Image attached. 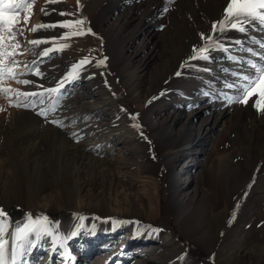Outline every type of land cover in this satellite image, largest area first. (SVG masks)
<instances>
[{"label":"bare ground","instance_id":"bare-ground-1","mask_svg":"<svg viewBox=\"0 0 264 264\" xmlns=\"http://www.w3.org/2000/svg\"><path fill=\"white\" fill-rule=\"evenodd\" d=\"M6 1L9 5L22 4L24 9L30 0ZM108 1L113 3V11L124 4L125 8L120 9L123 11L115 24L108 23L113 17L112 11L97 28H89L98 34L91 35L86 40L92 52L99 55L98 74L85 77L76 73L59 85L57 81L60 77L57 74L62 73L63 69L59 68L56 72L47 71L43 74L39 87L29 90L27 86L26 92L20 96L18 103L23 107V111H13L9 120H0V148H8V154L13 151L4 157L5 153L0 150V158H6L0 159V174L4 175L1 191L7 188L15 189L19 166L10 159L11 155H14L25 163L24 168L30 172L37 171V184L29 189L34 192L28 196L31 197L30 207L36 206V211L46 217V220L40 223L45 228H52L62 238H65L68 221L83 218L84 213L100 215L105 220L116 216L128 217L136 210L152 223L156 219L160 220L161 208L163 202H166L179 225H182L184 219L179 210L193 207L190 216L201 210L199 222L192 233H198L201 240L208 242L206 252L212 263L264 264V225L256 226L261 222L264 213L253 210L251 206L246 208L247 211L241 213L243 216L241 215L239 223L234 225L230 235L225 237L223 232L227 225V215L232 211L230 200L223 198L222 188L217 182L208 180L202 168L204 156L208 152L203 143L212 147L215 136L219 135L220 121L227 117L234 118L235 112L240 109L241 99L251 92L250 88L253 89L258 80L264 83V1L255 8L250 3L254 0H179L184 4L186 15L191 14L180 23V34L184 39L195 38L201 32L199 30L203 28L202 22L198 23L200 21L197 19L202 18L197 14L205 5L223 10L227 7L230 9L226 13L223 11V22L219 29L222 33L230 32L232 35L230 34L227 42L221 43L219 51L212 54L214 80L212 79L206 87L171 96L166 92L160 93L159 90L156 92L157 81L153 82L151 76L154 71L160 72L166 60L167 53L165 50L159 51L154 37L159 35V25L165 20L163 9L173 0ZM66 2L60 0L57 9L67 6ZM126 2L129 3L127 7ZM72 3L76 9L78 7L82 11L80 0H72ZM29 8L30 6L27 10ZM245 14H248L250 19L245 21ZM202 21L204 22L203 19ZM128 27L134 30L130 35L129 44L125 47L127 49L122 47L117 55L119 63H123V66H119L115 76L111 69H107V61L102 54L103 48L98 38L102 40L107 34L113 33L115 28H120L122 33H126ZM199 34L201 36L203 33ZM162 37L164 33L161 34V39ZM79 59L81 63H86L85 59H89L86 48ZM38 63L37 57L31 58L25 66L28 73L32 75ZM79 65L80 63L77 64ZM92 78L99 80L102 87L95 86ZM148 78L149 80H146ZM31 79L28 78V84H33ZM262 92L264 94V90ZM121 100L131 110L140 111L138 117L141 118V128L148 131L152 137L150 145H147L146 141H149L141 136V128L129 125L130 121H134V114L124 109V105L120 104ZM160 100L172 102L167 107L153 110L151 106ZM23 116L35 124L43 122L44 131L47 128L49 132L64 134L70 138L71 142H67L69 146L61 147L62 149L57 151V164L47 163L44 156L50 155L51 158V154L41 151L34 139L32 142H29L30 139L22 141L23 136L19 138V142L14 141L13 144L9 142L10 134H3L2 127L15 123ZM112 119L120 124L115 125ZM250 129L251 140H257L256 143L264 148V118H259V124L256 121L250 123ZM132 147L139 150L133 152ZM50 148L48 149L51 150ZM191 158L196 162L195 165L191 164ZM183 177L184 181L181 182ZM1 191L0 207H9L11 212L18 214L19 222L23 221L25 227L35 224L36 219H32L30 214L33 209L20 204L13 205V197ZM253 203L255 204V201ZM87 219H81L86 222L84 230L79 232L76 238H71L72 240L67 241L65 238L59 248L55 247L54 241L46 237L35 245H32L33 241L19 243L17 248L21 252L20 256L12 263L109 264L110 260L120 257L116 264H169L170 252L180 255L188 252L176 235L168 230L142 225L143 229L138 228L135 231L132 226L125 225L119 219L93 229L88 227L90 224ZM110 234L113 236L107 237ZM118 235L120 239H114ZM97 246H100L99 261L92 262L89 258ZM43 251L45 253H41ZM202 252L204 251L196 250L195 254L201 256ZM198 260L199 258L195 257L193 264H200ZM0 261L6 262L5 259ZM7 262L6 264H12Z\"/></svg>","mask_w":264,"mask_h":264},{"label":"rangeland","instance_id":"rangeland-1","mask_svg":"<svg viewBox=\"0 0 264 264\" xmlns=\"http://www.w3.org/2000/svg\"><path fill=\"white\" fill-rule=\"evenodd\" d=\"M64 1H67V6H62L59 8L60 10H58L57 7L60 0H30L27 3L30 8L27 10L29 6L26 4L23 9L22 4L19 6L10 4V6L7 4L6 0H0V120H9L12 117L11 114L13 111H23V107L18 103L20 96L23 95V92H26L25 88L27 86L29 87V90L39 87L40 80H42L43 74L47 71L56 72L59 68L63 69L62 73H56L57 76L60 77L59 81H57L59 85L69 80L76 73H81L85 77L96 76V73L98 74L99 68L97 59L99 58V55L92 52V48L86 40H88L91 35L96 34L90 29L97 28L103 23L104 19L112 14L113 3L108 0H80V4H82L81 11L78 7L76 9L72 0ZM262 1L264 0H254V2L252 1L250 3L251 6L253 5V7L256 8ZM179 2V0H173L165 7L166 9H163L162 12L165 15V20L162 25H159L161 26L157 33L159 35L154 37V42H157L159 51L161 52L165 50L167 53V56H165V61L167 62L164 61V65L162 66L164 69L161 68L162 70L160 69V72L158 70L154 71L156 75L154 76L153 73L151 79L153 82L157 81L156 92L159 90L158 92H166L170 96L175 93L187 94L190 91L206 87V85L213 81L211 67L212 54L219 51L221 49V43L227 42L232 35L230 32L222 33L220 31V24L223 22L222 15L230 9L227 7L223 10L222 8L205 5L202 6V11L200 10L199 14H197L200 19L202 18L204 20L203 22L202 19H197V21H200L198 23L202 22L201 27L203 28L199 30L201 31L199 33L203 34L200 36L198 33L195 38L189 40L184 39L180 34V23H183L186 16L190 13L186 15L184 4L181 2L179 4ZM128 5L129 3L126 2V7ZM123 7L125 8V4L119 6L116 11H113L114 18L112 17L108 23H112L111 25L116 23L123 11L120 9H124ZM31 8L33 10H30ZM193 15H195V13H193ZM244 17H247L245 21L250 19L248 14H245ZM120 21L121 18L119 19V22ZM119 29L120 28H115L113 33L107 34L102 40L97 37L103 48L102 54L107 61L105 63L107 64V69H111L115 76L118 74L116 72H118L119 66H123V63H119L117 55L122 47H127L130 42V35L134 30L133 28L128 27L126 33H122L121 29ZM162 33H164V37L161 39ZM97 35L98 34H96V36ZM220 36L223 37L221 38ZM163 38H165V40ZM215 39L218 40L215 41ZM104 40H106V42H104ZM195 41L198 42L196 43ZM218 43L220 46L217 45ZM85 48L88 50L89 59H85L86 63L84 61V65L79 58L81 53L83 54ZM35 57H37L39 63L35 69L36 71L31 75V73H28L25 66L31 58ZM78 63H80L79 66H77ZM108 65L110 66L108 67ZM149 71H151V68ZM30 77L32 78L31 80L33 81V84L27 83L28 78ZM94 78H92L94 85L98 88L102 87V83ZM149 78L146 80H149ZM107 80L111 82L109 78ZM262 85H264L263 81L258 80L256 86L253 87V89L252 87L250 88L251 92L241 99L240 109L235 112L234 118L227 117L220 121L219 135L215 136L212 147H207L206 143H203V146L205 145L204 149H208L202 162L203 172L208 180L217 182V185L222 188L221 194L223 198L225 197L224 199L230 200L229 203L232 208V211L227 215V225H225V232H223L225 237H228L232 227L239 223L240 218H242L241 215L243 216L244 214L243 211H247L246 208H250L251 206L253 210L264 213V148H262L261 144L256 143L257 140H251L252 130L250 129V123L256 121V123L259 124V118H264V94L262 92L264 87ZM19 93L21 95H19ZM122 101L123 100L120 101V104L122 106L124 105V109L126 108L125 110H129V112L134 114V121H130L129 125L141 128V118L138 117L140 111L136 109L131 110ZM127 102H129L131 106L133 105L129 100H127ZM171 102L172 101L170 100H160L155 102L151 107L153 110H159L167 107ZM24 117L25 116L20 117L17 120L18 122L16 121L13 124H7L2 127L1 131L3 134H7L6 136H9L10 134L9 138L11 139L8 140L11 143L13 142V144L14 141L15 143L19 142V138L23 136L24 138H22V141L30 139L29 142H32L34 139L33 141L38 142L37 146L41 151H47V153L51 154V158L50 155L44 156L47 163L50 165L57 164V162H59V157H57L56 153L62 148L69 146L67 142H71L70 138L64 134L52 131H50V133L47 128H45L44 131L45 125H43V122L40 121V123L35 124L29 118V121H27V117H25V119ZM112 121L115 125L120 124L117 120L112 119ZM29 122L33 123L30 124ZM230 125H233V127L231 128ZM29 126L31 128H29ZM140 130L142 133L141 136L147 139L149 142L145 141L147 145H150L152 138L150 133L142 128ZM19 131L20 133L22 131V133L20 134ZM13 132L15 133V136L13 135ZM34 133L36 134L35 136ZM42 133H44L45 136ZM27 134H29V136ZM40 138L41 141H39ZM3 148L6 150L4 151ZM3 148H0V150L5 153L3 155L4 157L9 156V154L13 152L10 151L8 154L6 151L9 149L5 146ZM132 150L133 152H136L139 149L132 147ZM50 151L53 152V154ZM11 156V161L19 166L17 181L14 183L15 189L4 188V191H1V189L0 191L13 197L12 201L15 202L13 205L20 204V206L23 207L29 206L28 208L30 210L33 209L30 214H32V219H36V221L34 222L35 224L25 227L23 221L19 222L17 217L18 214L11 212L8 209L9 207H0V257L2 256L0 260L5 259L6 262L9 261L7 263L15 262L21 253L17 248L19 243L33 241L34 243H32V245H35L45 237L54 241L55 247L59 248L62 246L61 244L65 241V238L67 241L72 240L77 237L79 232L84 230L86 222L81 219L88 218L87 221H89L90 224L88 227H93V229L97 227L101 228L103 225L110 223V221L119 219L125 225L132 226L135 231L138 230V228L143 229L142 225L143 227L152 225L155 228L168 230L176 235L183 248L188 251L184 255L170 252L169 264H193L195 257L199 258L198 261L200 264H214L212 263L209 254L206 252V250H208V242L206 240H201L198 237V233H192L193 228L198 224L197 222H199L198 218L201 210L196 212L194 216H190L193 207H186L179 210V214L184 217L182 225H179L176 223L172 215V210L168 207L166 202H163L164 206L162 205L161 208L160 220L156 219L155 221H152V223L148 222L146 217L136 210H134L133 214L128 217L116 216L105 220H103L100 215L84 213L85 217L74 218L68 221L67 231L64 234L65 238H62V236L56 234L52 228H48V226L45 228L42 223H40L41 221L46 220V217L43 216L40 211H36V206L30 207L29 200L31 197L28 196L32 195L34 192L29 191V189H32V185L35 186L37 184V171L30 172L26 167L24 168L25 163L20 158L15 157L14 155ZM0 159L2 160L6 158L2 157ZM14 160H16V162ZM192 163L194 165L196 164L191 158V164ZM3 177L4 175L0 174V188L3 182ZM234 179L235 181H233ZM183 181L184 177L181 178V182ZM254 201L255 204L253 203ZM11 202L8 205H10ZM256 204L259 205L255 206ZM242 212L243 214H241ZM263 225L264 216L262 217L261 222L256 226L261 227ZM90 228L89 231L91 230ZM111 234L107 237L113 236ZM114 239L119 240L120 235L117 237L115 236ZM196 250L204 252H202L201 256H196ZM41 253H45V251ZM99 253L100 246H97L96 250L91 253L89 260L92 262L99 261ZM118 259H120V257L110 260L109 264L118 263ZM6 262L0 261L2 264H6ZM57 262L58 259H56V263ZM74 264L80 263L76 262Z\"/></svg>","mask_w":264,"mask_h":264}]
</instances>
